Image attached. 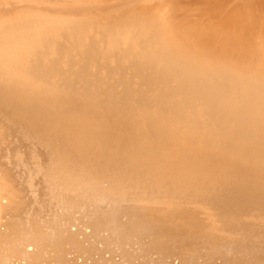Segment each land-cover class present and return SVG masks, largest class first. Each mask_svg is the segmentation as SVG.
<instances>
[{"label":"bare ground","instance_id":"6f19581e","mask_svg":"<svg viewBox=\"0 0 264 264\" xmlns=\"http://www.w3.org/2000/svg\"><path fill=\"white\" fill-rule=\"evenodd\" d=\"M0 264H264V0H0Z\"/></svg>","mask_w":264,"mask_h":264}]
</instances>
